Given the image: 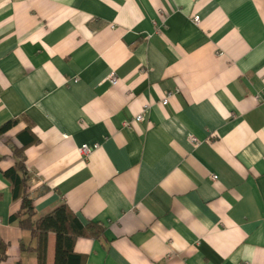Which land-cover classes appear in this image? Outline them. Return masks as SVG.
Segmentation results:
<instances>
[{
    "label": "crops",
    "instance_id": "0c3cea01",
    "mask_svg": "<svg viewBox=\"0 0 264 264\" xmlns=\"http://www.w3.org/2000/svg\"><path fill=\"white\" fill-rule=\"evenodd\" d=\"M13 119L0 264H37L4 175L21 150L37 217L66 203L102 225L75 241L85 264H264V0H0Z\"/></svg>",
    "mask_w": 264,
    "mask_h": 264
},
{
    "label": "trees",
    "instance_id": "16d2710c",
    "mask_svg": "<svg viewBox=\"0 0 264 264\" xmlns=\"http://www.w3.org/2000/svg\"><path fill=\"white\" fill-rule=\"evenodd\" d=\"M15 121H7L0 127V132L11 128ZM31 140L35 141L36 138ZM16 154V166L4 172L12 180L14 198L21 199L20 208L11 216V220L17 221L22 229L28 230L35 242V245L28 246L23 243L22 249L35 252L37 264H46L48 236L53 232L56 235L55 264H85V256L74 250L75 241L79 236H99L103 231L102 225L94 221L82 223L66 203L44 216L37 217L35 197L29 191L30 177L25 166L24 152L21 150ZM5 248L6 243L1 241L0 260L6 259Z\"/></svg>",
    "mask_w": 264,
    "mask_h": 264
},
{
    "label": "built area",
    "instance_id": "2783aa9c",
    "mask_svg": "<svg viewBox=\"0 0 264 264\" xmlns=\"http://www.w3.org/2000/svg\"><path fill=\"white\" fill-rule=\"evenodd\" d=\"M192 20H193V22H195V23H199V20H200V17H199V15H194L193 17H192ZM109 79H110V81H111V83H116V81H117V76H116V74L114 73V72H112L111 74H110V76H109ZM170 93H167V95L161 100V103L163 104V105H166L168 102H169V97H170ZM148 106H145L144 108H143V110L139 113V114H137L136 115V117H135V121H141V120H143V118H144V113L146 112V110L148 109L147 108ZM131 124V121H127L126 122V125L127 126H129ZM189 138H190V140H191V142H193V144L195 145V146H197L198 144H199V140L194 136V135H190L189 136ZM98 145H94V146H91V145H88V144H83V145H81V147H80V151H81V153L84 155V156H88L96 147H97ZM213 177V179H216L217 178V175H213L212 176Z\"/></svg>",
    "mask_w": 264,
    "mask_h": 264
}]
</instances>
